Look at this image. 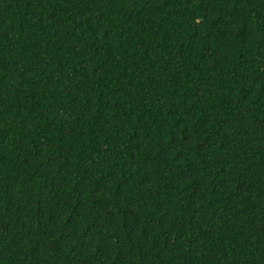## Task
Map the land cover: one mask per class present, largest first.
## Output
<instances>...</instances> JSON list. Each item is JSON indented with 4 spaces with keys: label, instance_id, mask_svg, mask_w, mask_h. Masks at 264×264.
I'll return each instance as SVG.
<instances>
[{
    "label": "trees",
    "instance_id": "obj_1",
    "mask_svg": "<svg viewBox=\"0 0 264 264\" xmlns=\"http://www.w3.org/2000/svg\"><path fill=\"white\" fill-rule=\"evenodd\" d=\"M0 264H264V0H0Z\"/></svg>",
    "mask_w": 264,
    "mask_h": 264
}]
</instances>
